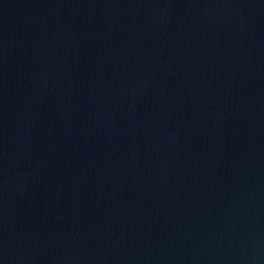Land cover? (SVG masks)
I'll list each match as a JSON object with an SVG mask.
<instances>
[{
    "label": "water",
    "instance_id": "95a60500",
    "mask_svg": "<svg viewBox=\"0 0 264 264\" xmlns=\"http://www.w3.org/2000/svg\"><path fill=\"white\" fill-rule=\"evenodd\" d=\"M0 264H264V0H0Z\"/></svg>",
    "mask_w": 264,
    "mask_h": 264
}]
</instances>
